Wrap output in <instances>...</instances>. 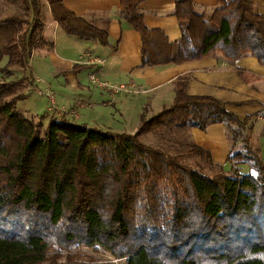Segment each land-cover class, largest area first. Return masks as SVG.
I'll return each instance as SVG.
<instances>
[{
  "label": "trees",
  "instance_id": "1",
  "mask_svg": "<svg viewBox=\"0 0 264 264\" xmlns=\"http://www.w3.org/2000/svg\"><path fill=\"white\" fill-rule=\"evenodd\" d=\"M10 1L25 12L0 22L6 75L13 65L29 67L34 51L48 44L44 1ZM144 1L120 0L121 19L141 34L144 65L219 54L232 63L251 55L264 65V13L251 0H224L211 16L194 0H178L182 36L174 42L147 26ZM48 2L68 35L109 45L106 26L63 0ZM7 79L0 80V264H81L83 248L121 264H264V160L252 143L257 116L241 118L213 96L187 93L183 77L172 103L150 117L145 109L135 133L65 115L44 125L43 116L18 109L34 84L32 71ZM214 123L227 126L229 170L188 133ZM151 134L153 143L144 140ZM195 155L215 171L185 163Z\"/></svg>",
  "mask_w": 264,
  "mask_h": 264
},
{
  "label": "crops",
  "instance_id": "2",
  "mask_svg": "<svg viewBox=\"0 0 264 264\" xmlns=\"http://www.w3.org/2000/svg\"><path fill=\"white\" fill-rule=\"evenodd\" d=\"M7 1L0 0V22L16 12L15 3ZM43 1L47 10L43 35L48 44L34 51L29 65L34 78L31 90L46 83V90L55 95L56 109L51 110L48 119L65 115L72 122L89 127L135 133L143 111L146 109L150 117L171 104L176 83L188 77L187 93L213 96L241 118L257 116L252 143L264 160V65L256 57L247 55L232 63L219 54L179 64L144 65L141 34L121 19L120 0H63L76 15L108 28V46L68 35L53 18L48 0ZM177 1L146 0L139 6L147 26L163 30L171 42L182 36L174 14ZM194 1L199 13L211 16L224 0ZM251 1L264 13V0ZM60 30L64 33L61 38ZM3 58L6 61L0 67V80L4 75L11 80L24 74L18 68L14 70V65L6 75L3 70L8 57ZM98 59L105 61L97 64ZM94 71L102 80L128 84L130 90L115 93L93 84L89 76ZM27 98L28 94L24 100ZM188 133L193 142L210 153L215 165L230 169V144L224 123L205 129L192 127Z\"/></svg>",
  "mask_w": 264,
  "mask_h": 264
},
{
  "label": "rangeland",
  "instance_id": "3",
  "mask_svg": "<svg viewBox=\"0 0 264 264\" xmlns=\"http://www.w3.org/2000/svg\"><path fill=\"white\" fill-rule=\"evenodd\" d=\"M7 1V0H6ZM10 2V0L7 1V3ZM12 3H15L16 6V12L14 14H22L25 12L23 5L21 4V2H14L12 1ZM47 10H45V5L43 7L42 10V19L41 21L43 22V24H45V22H47V18L45 16V12ZM44 12V13H43ZM13 14V15H14ZM29 20L32 18V15H28L27 17ZM27 24H24L23 27H26ZM1 30V28H0ZM9 33L7 32L6 35V40L8 38ZM61 34H64L61 32V30L59 31L58 35L59 38H61ZM6 59H2L0 60V67L3 66L5 64ZM14 66V65H13ZM14 70L16 68H18V70L23 71L24 73L29 72L30 70V66L29 67H21V65H15ZM5 77V75H4ZM3 80V79H2ZM106 81V80H104ZM109 82V81H108ZM112 83V82H111ZM46 83L44 84H40L39 87H33L32 90L28 91V98L26 100L19 101L18 102V109L20 111H22L25 115L29 116V115H37V116H43V123L44 125L47 124L48 122V117L51 114V110L52 109H56L55 105L53 103H51V95L54 97L55 95H53L51 92H48L46 89ZM42 90L44 92V94H39L38 90ZM51 108V109H50ZM80 121V120H78ZM149 136V135H148ZM146 136L144 137L145 141H149L150 143L155 142L156 137L151 134V136ZM186 164L189 165H193V166H197V164L199 163L200 165H198L197 167L202 166L203 170L206 171L207 173H212L215 171V169L209 167L207 165V163L205 162L204 158H201L199 155H195L192 157H189L185 160ZM80 255H79V260L81 261V264H108L109 262H113L115 264H121L122 262L119 261L118 259H116L115 257L103 253V252H98L95 251L93 249H89V248H83V249H79ZM60 262H65V258L61 259Z\"/></svg>",
  "mask_w": 264,
  "mask_h": 264
},
{
  "label": "built area",
  "instance_id": "4",
  "mask_svg": "<svg viewBox=\"0 0 264 264\" xmlns=\"http://www.w3.org/2000/svg\"><path fill=\"white\" fill-rule=\"evenodd\" d=\"M104 59H98L95 62L97 64H103L104 63ZM90 81L101 87V88H105L107 90H110L111 92H115L118 93L120 91H129L130 90V86L128 84H114L108 81H104L101 78H99V76L97 75V73L94 71L90 74L89 76ZM39 94H44V92L42 90H38ZM51 103L54 104V97L51 95Z\"/></svg>",
  "mask_w": 264,
  "mask_h": 264
}]
</instances>
